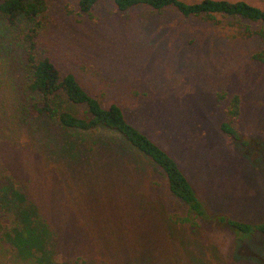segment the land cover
I'll list each match as a JSON object with an SVG mask.
<instances>
[{
  "label": "rangeland",
  "instance_id": "374dc122",
  "mask_svg": "<svg viewBox=\"0 0 264 264\" xmlns=\"http://www.w3.org/2000/svg\"><path fill=\"white\" fill-rule=\"evenodd\" d=\"M228 1L264 10V0ZM77 2L48 0L37 56L74 73L106 105L119 104L176 159L210 213L263 223L264 65L252 59L263 45L170 8L119 12L104 1L91 18ZM29 26L0 18V180L19 185L53 237L39 247L27 237L18 245L0 239V264H264L262 234L239 243L217 223L176 222L187 208L144 159L142 176L86 171L81 163L94 159L78 155L79 140L32 112L39 98L28 87ZM220 92L241 97L247 147L220 130L228 105L217 100ZM6 201L15 202L13 195Z\"/></svg>",
  "mask_w": 264,
  "mask_h": 264
},
{
  "label": "trees",
  "instance_id": "16d2710c",
  "mask_svg": "<svg viewBox=\"0 0 264 264\" xmlns=\"http://www.w3.org/2000/svg\"><path fill=\"white\" fill-rule=\"evenodd\" d=\"M77 1L78 12L91 18L99 4L110 1L119 12H128L137 7H145L154 12L170 8L184 18L200 19L219 29L234 28L238 30L239 38L257 39L263 45L261 50L253 54L252 59L264 65V10L245 1L203 0L198 3L181 0ZM48 9V0H0V18L7 20L12 26L21 20L27 21L30 25L23 37L30 72L28 87L39 98L32 104L33 114L56 122L66 136L79 140L81 149L78 155L83 153L82 159H94L86 164L81 163L86 171L142 176L144 159L152 169L154 167L164 175L172 196L187 208L188 215L177 217L176 222L192 226H198L199 222L217 223L222 228L233 231L239 243H244L256 234L264 235V222L255 225L210 213L176 159L132 124L119 104L106 105L99 97L91 95L74 73L62 74L51 57L37 56V38L42 25L40 19ZM67 10L71 14L74 12L70 7H67ZM217 100L221 102L228 100L225 120L220 125L221 132L234 142L247 147L248 143L242 139L239 131L242 115L241 97L220 92L217 94ZM98 132L105 133L104 138H98L100 141H91ZM76 145L78 142L64 146L63 154L67 146L70 152L74 151L72 148H77ZM0 181V239L8 237L12 243L18 245L19 241L27 237L24 242L34 240L36 247L42 242L45 245V236H53L41 212L31 204L11 177ZM19 194L24 195L21 201L17 199ZM6 195H13L15 202L6 201Z\"/></svg>",
  "mask_w": 264,
  "mask_h": 264
}]
</instances>
